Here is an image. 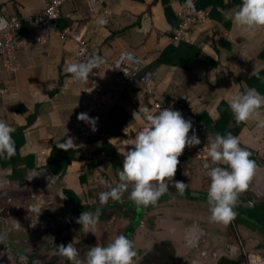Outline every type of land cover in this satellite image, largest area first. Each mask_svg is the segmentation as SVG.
<instances>
[{"label":"crops","instance_id":"1","mask_svg":"<svg viewBox=\"0 0 264 264\" xmlns=\"http://www.w3.org/2000/svg\"><path fill=\"white\" fill-rule=\"evenodd\" d=\"M239 4L219 11L230 18L229 14ZM44 5L45 0H0V14L19 19V30L22 28L24 32L22 37L45 38L41 43L22 48L17 53L14 69L0 67V119L15 131L28 117L37 115L35 124L24 133L25 141L20 148L22 157H35L33 169L21 177L14 174L11 166L2 167L0 163V187L33 181L37 182V187L42 185L44 190L26 199L28 207L40 203L41 208L45 202L53 203L61 198V193L67 199H78L90 212L99 207V214L108 219L107 222L114 221V236L129 234L133 240L137 250L135 264L143 257L146 264H193V261L196 264H264V211L258 208L264 206V159L259 161L264 156V127H256L254 119L243 121L246 125L239 139L242 147L258 156V164L248 187L238 195V199L251 203L254 208L237 206L235 217L228 223L209 220L206 198L209 177L198 159L183 151L172 178L186 183L182 193H177L174 185L169 184V191L147 206L134 203L128 197V190L120 201L110 199L103 205L98 202L97 193L107 188L102 179L113 184L118 182L115 168L121 166L123 147L126 150L132 147L125 144L141 127L132 117L133 112L140 104L148 107L151 104L149 98L141 95L137 83L117 85L119 72L111 62L123 52H130L142 62L143 69L149 68L166 46L177 42L172 39L170 30L171 23L178 21L179 0H104L96 9H92L87 0H69L60 9V22L66 24L63 30L69 31L65 38L61 37L63 30L58 28L33 27L30 18L41 13ZM165 8L175 17L171 21L165 16ZM101 16L107 19L102 26L97 23ZM230 23V27L224 29L209 17L204 25L194 27L191 38L184 41H198L200 59L212 57L217 62L215 67L201 60L190 70L160 65L153 71L155 98L168 102L185 118H190L200 145L205 148L206 137H213L215 133L194 118L206 115L211 122L217 121L218 105L227 104L228 94L240 90L231 75L251 76L264 69V63L257 59L264 49V27L241 32L231 19ZM80 38L89 43L88 57L93 53L103 57V62L83 81L65 70L67 63L82 61L77 54ZM219 39L227 41L228 47L219 45ZM116 103L131 119L120 125L121 135L115 136L108 111ZM17 105L26 107L27 112L17 115L13 111ZM88 110L97 118L95 130L88 125L83 131L85 121L77 119V114ZM67 137L73 140L68 147L75 150V159L64 172L53 173L45 160L53 146ZM100 149L102 152H98ZM111 151L120 159L117 167L110 159ZM74 184L79 186L78 191ZM16 189L13 193L0 194V217L7 223L4 227L0 220V233L6 235V242L0 243V264H20L9 251L15 248L10 245L11 238L21 239L20 233L7 215L14 204L20 203ZM69 208L61 210L65 214L74 210L72 207L66 211ZM28 212L25 223L34 219V211ZM52 215L60 217L62 214L53 209ZM105 227L106 224L98 222L100 231ZM97 244H101L100 240ZM7 245L12 249L9 247L5 253L3 247Z\"/></svg>","mask_w":264,"mask_h":264},{"label":"clouds","instance_id":"2","mask_svg":"<svg viewBox=\"0 0 264 264\" xmlns=\"http://www.w3.org/2000/svg\"><path fill=\"white\" fill-rule=\"evenodd\" d=\"M189 9L194 7L193 0H186ZM232 22L241 32H254L264 27V0H241L239 6L230 14ZM7 21L0 17V26ZM99 25H105L107 19L97 18ZM103 62V57L93 53L86 60L70 62L66 71L80 81L86 80L89 73ZM214 81V80H213ZM234 120L239 123L254 119L256 127H264V94L255 88H245L230 92L226 98ZM141 127L136 131L133 139L123 147L121 166L116 169L118 182L113 184L106 179L102 183L106 190L97 193L99 205L112 201H120L122 194L128 190V197L137 205L154 204L158 198L169 191V184H173L177 193H182L186 183L173 180L178 157L185 146L201 143L190 118H185L180 110L172 107L158 108L151 111L150 107L141 105L132 114ZM77 119L88 123L95 130L96 117L87 112L77 114ZM191 134L189 135V130ZM14 129L5 120L0 119V158L10 157L15 153V143L12 137ZM208 140L206 153L208 159L203 161L202 167L209 177L207 187V203L209 206V220L228 223L236 215L234 205L239 193L248 187V181L256 168L255 161L250 158V152L240 144L238 136L231 132L223 135L216 132ZM73 144L71 137L60 141L58 147ZM118 150V149H117ZM119 151V150H118ZM227 165L224 167L222 165ZM129 185H131L129 189ZM31 210L41 212L39 204H33ZM99 207L95 212L82 211L76 222L81 225L85 233L96 232ZM6 242V235L0 233V243ZM58 253L66 256L72 264H135L137 250L134 242L123 233L115 235L106 245L96 244L90 247L81 260L73 242L58 244ZM20 264H27L26 254H18ZM35 264V261L32 262ZM193 264H196L193 261Z\"/></svg>","mask_w":264,"mask_h":264},{"label":"trees","instance_id":"3","mask_svg":"<svg viewBox=\"0 0 264 264\" xmlns=\"http://www.w3.org/2000/svg\"><path fill=\"white\" fill-rule=\"evenodd\" d=\"M239 3H241V0H228V2L226 0H200L197 4V7L205 10L208 13V19L210 17V19L218 23L220 27L228 29L231 25L230 18L226 14H222L219 9H225L228 6L238 5ZM169 10L170 9L165 8L164 12L167 20L171 21L175 17H171ZM60 21L61 16L57 20L56 25L57 28L62 31L66 24H62ZM178 23L179 20L176 21V23L172 22L171 25H173V28H176L178 26ZM173 28L170 30L171 32H173ZM23 34L24 32L21 28V30H19V37H22ZM218 41L219 45L224 46V44H226V47H228L229 45L227 41H224V39H219ZM200 54L201 48L198 41H177L175 44L166 46L161 51V53L153 60L150 67L144 68L142 71H140L139 75L142 74L143 71L153 72L154 69H156L160 65H167L172 68L180 67L185 70L192 69L196 61L199 62L201 60L203 61V63L210 67H215L217 65V62L212 57H205L203 59H200ZM257 59L264 63V49L258 55ZM231 77L235 84L238 83V85H240V90H243L245 88H255L260 93L264 94V69L252 74L251 76L244 75L242 77H235L231 75ZM13 111L17 115L25 114L27 112V108L23 105H17L14 107ZM218 111L219 118L215 122H211L209 117L206 115L194 118V120L198 122L202 121L205 125L209 126V129L214 133L219 132L223 135L225 132H231L233 135L239 137L240 132L243 131L246 124L243 121L237 123L234 120L233 114L225 102H221L220 105H218ZM108 113L113 127V135H121L119 132L120 125H122L123 122L125 123V121L127 120L129 121L131 117H129L117 103L111 105ZM35 120H37V115H34V117H28L25 124L17 126L16 130L11 134L15 143V153L10 157L0 158L2 167L11 166L14 174L18 176L20 175L21 177L31 169H33L35 164V157L33 155L22 157L20 154V148L25 141L24 133L27 130L31 129V127L35 124ZM58 143L53 146V148L51 149V154L45 160L47 162V168L53 173L57 174L60 172H64L67 169V167L75 159L76 154L75 150L68 146L65 147V149L59 148L57 146ZM103 148H105V145H103ZM102 149L98 150V152H102ZM250 158L255 161L256 165L258 164V156L250 152ZM110 159L113 163L115 162L113 164L114 166L117 167V164H120V159L117 158V155L114 153V151L110 152ZM260 159L263 160L264 156L260 157L259 161ZM20 164L25 165L23 168L18 169L17 166Z\"/></svg>","mask_w":264,"mask_h":264},{"label":"built area","instance_id":"4","mask_svg":"<svg viewBox=\"0 0 264 264\" xmlns=\"http://www.w3.org/2000/svg\"><path fill=\"white\" fill-rule=\"evenodd\" d=\"M69 0H45L44 9L38 15L30 18V22L35 28L55 27L56 22L60 18L61 6ZM92 9H96L103 3L104 0H87ZM200 0H193L194 7L189 9L186 6V0L179 1V9L177 17L179 20L178 26L172 32V39L174 41H188L191 38L193 28L201 25L208 20V13L197 7ZM7 23L0 26V67L14 69V62L17 59V53L22 48L31 47L33 44L41 43L44 41V36L36 37H19L20 22L18 18L8 17L0 14ZM69 36L68 29L61 32V37ZM79 49L78 56L82 60H86L90 53L89 43L82 38L78 39ZM111 65L118 70L119 76L116 78L117 85L126 83H137L138 89L142 96L151 100L150 110L156 111L160 108L169 107L164 100H158L154 96L153 78L154 74L150 71H143L142 62L130 52H123L117 59L111 62ZM90 110L87 111L90 116ZM88 123H84L83 131L88 128ZM196 128V127H194ZM189 130V135L191 134ZM183 152L191 153L195 156L201 167L203 161L208 159L206 148L200 144L188 146L186 145ZM203 168V167H202ZM203 170H205L203 168Z\"/></svg>","mask_w":264,"mask_h":264},{"label":"flooded vegetation","instance_id":"5","mask_svg":"<svg viewBox=\"0 0 264 264\" xmlns=\"http://www.w3.org/2000/svg\"><path fill=\"white\" fill-rule=\"evenodd\" d=\"M32 194L33 193H31L30 195H32ZM16 196H18V198L20 199V203L18 204V202H17L16 204L13 205V208L16 209V212H15V217H11L10 221H12L13 226L17 227V229H18L17 233L18 234L20 233L21 239H16V240L10 242V245H12V247L15 245V249H17L19 252L21 251L20 249H22L21 248L22 246H26L27 247L26 249H22L23 253L26 250V252H31V253L36 254V255L41 254L40 251H41V249L44 248V245L48 249L52 248V249L57 250L58 244H64L63 241L66 240V238H61V235L64 232H66L67 230H69L70 224H72L74 221H76V217H78L82 211H85V210L89 211L90 210V208L86 209V207L83 205V203L81 201H79L78 199H73V200H71L69 198L67 199L65 194L61 193V195H60L61 198L57 199V201L58 202H64L66 204V206H64V209L68 208V206L70 207L66 211L71 210L72 207H74L73 208L74 210L67 212V214H65V213L62 214L63 217L62 216H60V217L53 216L52 213H51V216L48 215L49 217L45 216V215L43 216L42 212L39 213L38 211H34V219L32 221H28L25 223L26 216H27L26 213L28 211L32 212L31 206L28 207V205L25 204L26 199L21 198L18 194ZM25 197L29 198V195H26ZM238 200H240V199H238ZM236 205L239 206L237 203H236ZM240 207H243V206H240ZM258 208L264 211V206H260ZM39 209H40V207H39ZM234 210L236 212L238 211V210H236V208H234ZM72 218H74L75 220ZM68 219H72L74 221L73 222H71V220L67 221ZM107 220L108 219L101 216L100 214L98 215V220H97V224H96V232H95V234L93 233V236H95L96 234H97V236H99L101 234L100 228H98V222L100 221L103 225H105L108 223ZM23 223H25V226L23 227V230L19 231V229L22 227L21 225ZM235 223H236V221H235ZM7 229H8V225H7ZM80 229L81 228L79 227V230L77 231V233L78 232L81 233ZM6 233H7V239H10L8 231ZM101 238H102V236H101ZM46 243H47V245H46ZM40 246H41V249H40ZM6 247L9 248L10 246L7 245ZM12 247H10V248H12ZM22 252L20 254H22ZM11 255L14 256V259L16 260L15 262L20 263L19 260H17L15 258V256L18 258V255L13 254L12 252H11ZM33 258H35V257L33 256ZM144 258H146V257L141 258L139 260L138 264H146L147 261ZM30 262H33L32 258H30Z\"/></svg>","mask_w":264,"mask_h":264},{"label":"rangeland","instance_id":"6","mask_svg":"<svg viewBox=\"0 0 264 264\" xmlns=\"http://www.w3.org/2000/svg\"><path fill=\"white\" fill-rule=\"evenodd\" d=\"M206 22L202 23L201 25H204ZM89 113H90V116L92 117L91 113H93V112L90 111ZM56 180L57 179L55 178L54 182ZM36 183H37L36 181L30 182V183L29 182H23V184L22 183L17 184V185L11 184V186L0 187V194H4V193L7 194L9 192L13 193L15 187H17L16 193L21 198L27 199V197H25L26 195H29V198H30L31 193L36 194V193H38V191L41 192L42 190H44V188H42V185L39 187L35 186ZM74 187L76 188L77 191L79 190V186L77 184H74ZM43 204H44V206L43 207L41 206V208H40L43 216L44 215L45 216H48V215L51 216L53 209L54 210L58 209V212H60V215L65 213V211L63 212L61 210L62 208L64 209V206H66V204L64 202L54 201L53 203L45 202ZM15 212H16V209L11 208L10 212L7 213L8 218L11 219V217H15ZM56 216L59 217L58 215H56ZM61 216H63V215H61ZM73 221L74 220H71V222H73ZM79 227L81 228V225L79 223H77L76 221H74L72 224H70L69 230H67L66 232H64L61 235V238H66V240L63 241L64 244H66L70 241L73 242L74 246L78 250V253H79L81 260L83 261L87 250L90 247H92L93 245H96L98 243V240H100L102 245H106L107 243H109L111 241V236H114V234H115V231H113V229L116 228V225H115L114 221H108L105 229L101 230V232H100L101 234L99 236H97V234L95 236H93L92 232L85 233L84 230H82V229H80L81 233H79V232L77 233V231L79 230ZM103 234H104V236H103ZM101 236H102V238H101ZM14 240H15V238L13 236L11 238V241H14ZM90 242H93V243H90ZM46 245H47V243H46ZM21 248L26 249L27 247L22 246ZM9 249L10 248L5 246V247H3V252L8 251ZM22 249H20L21 250L20 252L15 248H14V251H12V250H9V251H12L13 254L18 255L22 252ZM40 249H41V246H40ZM40 253L41 254L36 255V254L31 253V252H26V250L24 253L22 252V254H26L28 257L27 264H32V262H30V258H32L33 261H35V264H72V261H70L66 256L59 254L56 249L46 248L45 245H44V248L41 249ZM33 256L35 258H33ZM15 258L18 260V258L16 256H15ZM135 260L136 259H134V261Z\"/></svg>","mask_w":264,"mask_h":264},{"label":"water","instance_id":"7","mask_svg":"<svg viewBox=\"0 0 264 264\" xmlns=\"http://www.w3.org/2000/svg\"><path fill=\"white\" fill-rule=\"evenodd\" d=\"M207 198V196H206ZM239 206H243V207H250V208H254V206L251 204V203H243L241 200H238L237 199V202H236ZM237 205L235 204L234 205V208H236ZM0 220H3V224H4V227H6V221L4 220V218L0 217ZM5 232H6V229H5ZM126 235V234H125ZM129 235V234H128ZM127 235V236H128Z\"/></svg>","mask_w":264,"mask_h":264}]
</instances>
